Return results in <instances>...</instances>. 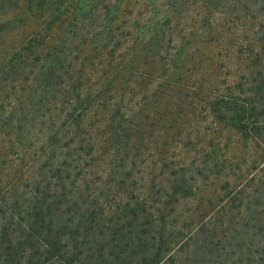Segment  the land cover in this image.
Segmentation results:
<instances>
[{
	"label": "trees",
	"instance_id": "1",
	"mask_svg": "<svg viewBox=\"0 0 264 264\" xmlns=\"http://www.w3.org/2000/svg\"><path fill=\"white\" fill-rule=\"evenodd\" d=\"M0 0V264H264V0Z\"/></svg>",
	"mask_w": 264,
	"mask_h": 264
},
{
	"label": "rangeland",
	"instance_id": "2",
	"mask_svg": "<svg viewBox=\"0 0 264 264\" xmlns=\"http://www.w3.org/2000/svg\"><path fill=\"white\" fill-rule=\"evenodd\" d=\"M90 8V4H88L87 0H77L76 7H74L72 14L73 19H78L80 15H82L86 10Z\"/></svg>",
	"mask_w": 264,
	"mask_h": 264
}]
</instances>
